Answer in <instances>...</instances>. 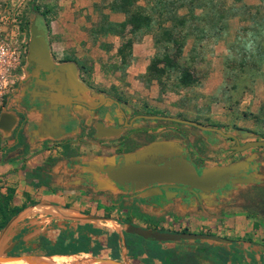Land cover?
Wrapping results in <instances>:
<instances>
[{
  "label": "rangeland",
  "instance_id": "rangeland-1",
  "mask_svg": "<svg viewBox=\"0 0 264 264\" xmlns=\"http://www.w3.org/2000/svg\"><path fill=\"white\" fill-rule=\"evenodd\" d=\"M31 1L39 10L54 7L52 0H0V11L18 8L19 18L24 25L27 39H29L30 20L27 3ZM133 6L140 7V13L149 19V27L147 30H141L132 35L128 34V27H126L123 40L131 39L132 45H135V52H147L148 50L151 55L140 62H136L130 57L127 64H121L114 52L115 46L120 44V39L115 35L103 36L104 41L95 50L92 57L88 56L82 61L74 62L78 69V84L89 89L88 92L81 90L89 95L88 102L80 99L77 101L92 106L102 98L110 97L124 105L131 114L185 120L204 127H214L231 134L239 132L238 134L242 135L240 130H243L251 133L244 137L251 139L249 141L262 140L264 137V87L255 85L256 77L260 75L257 60L254 59L253 62L247 61L246 64H243V56L246 54L242 49L243 43L247 45L250 39L249 34L242 28L248 24L255 8L260 7V4L249 6L243 0H135ZM242 6H246V8L243 9ZM117 14L119 17H112L111 22L119 23L125 19L122 13ZM118 18L123 19L115 22L119 20ZM46 20L49 21V18ZM214 22H217L218 27H222V29H213ZM167 31L171 33L170 39L167 36ZM172 40L174 41L171 43ZM166 53L171 56L172 66L176 65L189 70L195 80L193 86L180 88L176 84L175 70L170 68L169 64L162 63V56ZM178 53L179 56H176L175 54ZM48 57L51 69L27 62L22 71L16 73L13 89L2 106L8 103L9 96L12 94H17L20 91L32 92L31 90L36 84L33 83L31 77H28V67L31 68L30 73L33 75L38 69L43 75L49 77L44 85L50 86V90L53 88L54 92L58 93L62 79L54 78L53 82L51 78L50 81V74L56 65H53L54 57L49 56V52ZM153 58L157 62V68L164 71L159 81L155 77L146 75V68ZM93 63H95L94 67ZM78 97L82 98L80 94ZM56 98V105L67 107L68 103L64 99L65 97L57 96ZM50 102L53 101L50 99ZM105 106L110 105L106 103ZM81 111L83 112L82 109ZM84 111L85 116L74 111H70L68 114L88 122L84 129L85 135L79 140V148L84 151L85 156L82 166L86 171L81 173L80 178L87 184L84 198L80 203L77 200V204H73L76 200L72 199L68 200V204L55 206L57 208L54 206L47 208L49 213L45 215L46 220L43 223H40L42 222L40 219H33L28 214L29 220H25L27 227H30V230L27 231L28 236L26 235L25 240L21 241L22 245L18 244V252L10 251L3 255L47 257L44 254L46 246L50 245L56 251L50 257L63 258V264H85L86 261V264H98V261L106 260L109 263L101 262L100 264H145L146 262L160 264L151 262L142 256L139 260L132 258L131 254L135 250L129 245V250L125 251V255H122L123 251L120 245L117 252L112 253L104 246L103 235L99 236L107 232H114V227L106 220L114 221L113 223L120 227L130 225L153 231L152 223L146 220L148 216L144 214L143 209L136 205L132 208L131 200L127 199L130 195V192L126 191L128 188L114 184L105 172L109 166L137 160L139 157L137 153H141L151 146H166L167 153L183 154V157L187 155L190 161L196 167L201 168L203 172L219 170L229 165H241V169L237 175L235 174L237 181L229 182L227 186L216 191L195 193L196 197L193 200L196 203L205 198L212 202L211 208L214 212L207 216L210 220L212 219L210 226L199 225L193 228H188L187 225L181 226L179 225L181 220L179 221L178 217L173 214V208H169L166 212L167 216L163 220H159L160 222H156L160 230L168 227L177 230V233L174 234L209 235L222 240L246 239L249 244L258 242V237L250 234L251 237L247 238H244V235L235 237V234H238L235 232L237 230L243 232L238 226L243 216L247 219L243 210L239 208V203H246L249 197H260L258 189H264V148L247 149L238 153L234 159L229 160L226 154L230 143L222 137L206 133L195 127L194 129L182 128L171 124L170 121L158 119H138L131 127H127L123 131L119 130V135H101V132L106 128L98 124V121L104 117L108 118V115L104 114L106 112L103 113L102 110L94 113L89 110ZM110 112L114 113L113 108L110 109ZM117 119L120 124L122 119L118 116ZM109 123L114 126L117 124L111 121ZM126 140L132 141L131 144L126 143L132 151L123 155ZM243 141H245L243 138L240 139V143ZM248 161L251 164L250 168H248ZM5 177L0 175V188L2 191L6 188L13 190L12 198L8 204L11 216L15 217L17 213L27 207L29 208L25 212H28L33 206L15 205V188L13 184L4 180ZM147 188L141 187L135 191L143 190L147 196L145 191ZM260 198L257 204L260 208H264V203H262L264 198ZM18 200L16 199V201ZM60 200L62 201V199ZM28 201L30 202V200ZM183 202L188 205L190 201ZM230 208L234 211L230 212L228 210ZM33 210L36 211V209ZM84 212L86 213L84 214ZM90 220L98 222L96 226L99 229H93L85 241L74 242L64 238L65 241L61 242L55 237V233H59L61 226H66L65 231H68L76 222L85 223ZM165 222L166 226L162 225ZM49 224L50 226L55 224L59 228L54 230L50 227L49 229ZM224 233H229V235ZM42 238H45L46 245L42 244ZM96 241H99L102 247L97 246ZM197 241L182 240L178 243L193 250L196 248ZM201 243L205 244L209 251L197 258V264H230L227 263L228 258L224 256V252L218 251L213 246L217 245L216 243ZM125 245H127L126 242ZM138 261L140 262L137 263Z\"/></svg>",
  "mask_w": 264,
  "mask_h": 264
},
{
  "label": "crops",
  "instance_id": "crops-1",
  "mask_svg": "<svg viewBox=\"0 0 264 264\" xmlns=\"http://www.w3.org/2000/svg\"><path fill=\"white\" fill-rule=\"evenodd\" d=\"M52 1L54 2L53 8L40 9V11L48 12L45 17V19L49 18L47 29L44 28L42 22L39 24L33 22L35 29L44 30L43 38L48 46L49 56L54 57L55 72L63 71V74L58 72L51 76L55 79H62L64 95L74 100L80 99L88 102L89 95L78 90L75 84L78 82L75 80L78 69L74 62L82 61L88 56L92 57L104 41V37L95 32L102 16L106 15L109 21H112V17L119 16L107 9L106 6L110 0ZM243 1L249 6L260 4V10L264 13V0ZM118 19L115 22L123 18ZM134 47L135 45H132L131 57L136 62L144 61L145 57L151 55L148 50L137 53ZM117 48L118 45L115 46L114 52ZM92 65L94 67L95 63ZM257 68L260 75L256 77L255 85L264 87V63L258 64ZM31 91L30 93L20 91L10 95L8 103L2 106L0 111V175L6 176L4 180L13 184L15 188V205L33 206L28 212L25 210L29 207L22 209L10 219L8 224L0 228V255L10 251L18 252V244L22 245L21 241L25 240L26 235L28 236L27 231L30 230L25 222L26 219L29 220L28 214L33 219H40L42 222H39L43 223L46 220L45 215L49 213L47 208H53V206L57 208L68 204V200L72 199L76 200L73 204H77V200L80 203L86 194L87 184L80 179L81 173L86 169L82 166L85 156L84 151L79 148V140L82 136L84 137V129L88 122L85 119L81 120L68 115L70 111H74L85 116V107L67 101V107L56 105V97L61 98L62 96L61 88L56 94L53 88L50 90V86L47 87L40 83ZM79 94L82 98L78 97ZM50 99L53 102H50ZM64 142H69L66 153H63L60 147V144ZM16 199L19 200L16 201ZM207 199L197 201V203L192 200L188 205L185 202L166 205L167 208H163L162 212L165 213L172 207L173 214L178 217L179 221L181 220L179 225H187L188 228L199 225L208 227L212 224V219L210 220L207 216L214 211L211 208L212 202ZM258 199V197H249L246 203H239V208L243 210L247 219L243 216L238 226L243 232L237 230L235 233L238 234H235V237L244 235L243 237L247 238L252 235L258 237L260 243L249 244L246 239H227L225 242L216 243L217 245L213 246L217 250L222 249L224 256L228 258L227 263L264 264V208L259 207ZM262 201L264 203V200ZM197 204H199L198 207H196ZM37 206L45 208H34ZM228 210L234 211L231 208ZM96 223L98 222L92 220L85 223L76 222L70 230L75 232L78 224H88L93 229H99ZM162 225L166 226V222ZM224 234L229 235V233ZM96 243L102 247L99 241ZM119 245L122 246V255H125L129 246L125 245L122 234ZM136 252H132L131 257L139 260L141 254ZM145 264L151 263L146 262Z\"/></svg>",
  "mask_w": 264,
  "mask_h": 264
},
{
  "label": "trees",
  "instance_id": "trees-1",
  "mask_svg": "<svg viewBox=\"0 0 264 264\" xmlns=\"http://www.w3.org/2000/svg\"><path fill=\"white\" fill-rule=\"evenodd\" d=\"M135 0H110L107 4V9L111 13H122L125 16V19L122 22L114 23L108 20L106 15L102 16L98 26L95 29L97 34L102 36L108 35H115L120 39V44L116 49V56L119 59L121 64H127V61L131 57V46L132 40L127 38L123 40V34L126 27H128V34L132 35L136 32L147 30L149 27V19L140 13L138 6H133ZM133 6V7H132ZM243 9L246 6H242ZM28 12L30 14V22H34L35 24H39L42 22L45 29H47L48 21L45 17L48 15L47 11H40L39 8L35 5L33 1L27 3ZM169 13V12H166ZM21 21V20H20ZM184 24V23H183ZM21 26L24 29V25L21 22ZM213 29L220 30L222 27H218L217 22L213 23ZM244 32L249 34L250 39L247 42V45L243 43L242 49L243 52L246 54L243 56V64H246L247 61H252L254 59L257 60V65L264 63V13L260 10V7H256L254 13L252 14L248 24L242 28ZM168 32V31H167ZM170 32L167 33V36L170 39ZM168 39V40H169ZM170 41V40H169ZM174 40L171 41V43ZM179 56L178 54H175ZM152 59L149 65L146 68V75L155 77L158 81L164 72L162 69L157 68V62ZM63 63V62H62ZM162 63H166L170 65V68L175 70L176 77L175 81L176 84L180 88L191 87L194 85L195 80L192 77L191 73L187 68H182L176 65H171V56L163 54L162 56ZM84 91H88L87 87H81ZM171 124L182 128H192L186 124H182L179 122L170 121ZM240 133L243 134H251L248 131L240 130ZM264 139V137L262 138ZM68 142H64L60 144V147L63 149V153L67 152L68 149ZM132 150L130 148H124L123 154H128ZM200 151V149H199ZM13 190L11 188H6L4 191L0 188V228L8 224L10 219L12 218L8 204L12 198ZM261 197L264 198V189H260ZM86 212H84L85 214ZM54 228V230L59 228L55 224H49L48 228ZM69 229V228H67ZM93 227L88 224L77 225L76 231L71 232L70 230H66V226L59 228V233L56 234V238L61 242L65 241L64 238L67 240H71L74 242H81L82 240L85 241L88 239V234L92 232ZM64 230V231H63ZM155 230V229H153ZM103 235V236H102ZM99 236L103 237L104 246L110 250L112 253H116L119 247L120 238L115 232H107L105 234H100ZM123 237L127 245L131 246L136 253H140L141 256L149 261L158 262L160 264H197V258L201 257L204 254L208 253V248L205 244L201 242H196V248L193 250H189L186 245L178 242H165V243H158L154 241L144 240L135 235H129L124 233ZM170 243V244H169ZM42 244L46 245L47 242L45 238H42ZM99 246L97 243H95ZM222 251V249H218V251ZM54 247L46 246L45 256L50 257L55 254ZM226 257V256H225ZM225 264V263H224Z\"/></svg>",
  "mask_w": 264,
  "mask_h": 264
},
{
  "label": "water",
  "instance_id": "water-1",
  "mask_svg": "<svg viewBox=\"0 0 264 264\" xmlns=\"http://www.w3.org/2000/svg\"><path fill=\"white\" fill-rule=\"evenodd\" d=\"M44 30L40 29L39 31L35 29L33 21H29V39L27 45V62H31L36 65H40L43 68H52L49 57H48V46L43 38ZM108 98H104L99 104L95 107L100 106ZM1 116V115H0ZM145 118L150 119H160L180 122L187 124L193 127H196L203 131H215L223 137H232L230 134L222 133L218 129H212L210 127H204L197 123L178 120L168 117L160 116H144ZM115 131H104L101 135H110ZM264 148V140L248 141L243 145L238 146L237 142L234 147L235 151H243L250 148ZM167 151L166 146H151L141 153H137L138 161H127L117 164L115 166H109L105 169L108 177L119 185L132 184L134 187L140 185L152 184V183H165V184H179L188 187V190L196 189L204 192L213 191L222 188L225 184L229 182L237 181L236 175L231 178V174L238 172L241 169V165H229L225 166L219 170H212L207 172H201L200 174L196 173L194 168L186 163L184 160L174 159L169 162L164 163H152L147 159H142L147 154H153V152L164 153ZM107 221V220H106ZM111 221V220H109ZM10 222V221H9ZM8 222V223H9ZM114 222V221H113ZM116 224V223H114ZM118 228H113V231L119 236L122 233L131 234L138 236L144 240H150L154 242H178L182 240L193 241L198 240L200 242L208 243H222L226 240L215 238L209 235H199V234H172V233H161L157 231L143 230L133 226H122L120 227L116 224ZM25 257L30 256H17L10 257L3 254L0 255V264L14 262ZM45 261L31 262L28 264H63L55 263L49 260L51 257H42ZM109 263V261H98L100 263Z\"/></svg>",
  "mask_w": 264,
  "mask_h": 264
},
{
  "label": "flooded vegetation",
  "instance_id": "flooded-vegetation-1",
  "mask_svg": "<svg viewBox=\"0 0 264 264\" xmlns=\"http://www.w3.org/2000/svg\"><path fill=\"white\" fill-rule=\"evenodd\" d=\"M30 71H31V68L28 67L27 68L28 77L32 78L33 83L36 84L35 86L39 85L40 83L42 85H44L49 80V77H46L45 75H43L40 72V70H38V69L36 70V73L34 75L31 74ZM55 71L56 70H54L52 72V74H55V73H58V72L63 74V71H58V72H55ZM52 74H50V81H51V78H52V80L54 82L55 79L51 76ZM75 80H77V78H75ZM14 84H15V82H14ZM75 84L77 85V89L81 91L82 88H81L80 84H78V82H76ZM60 88H61V94H62L63 97H65L64 99L67 102H69L71 104H75V105H77V104L81 105V106L85 107V110H89L91 113H94V112H96L98 110H102L103 113L106 112L104 114L108 115V118L104 117V118L100 119V121H98L99 123L98 122L97 123L100 124L101 126H104L106 128L105 129L106 131H108V130L115 131L114 133H112L110 135H116V134L120 133L119 130L123 131L125 128L131 127L134 124V122L136 120H138V119H150V118H145L144 117V116H147V115L131 114V112L127 108H125L124 105H122L121 103H119L116 100H113L110 97H104V98H108L109 100H105L104 103H102L100 106H98L96 108H93L97 104H99L104 98H102V100L97 101L92 106H89V105H87L85 103L78 102L77 100H74L72 98H67V96L63 94L64 93L63 84L59 86V89ZM12 89H13V87H12ZM62 89H63V93H62ZM10 91H9V93H10ZM7 96H6V98H7ZM4 101H3V103H4ZM106 103H109L110 106H105ZM111 108H113V112L114 113L110 112ZM117 116L120 119H122V122L120 124H118ZM148 117H150V116H148ZM158 120H160V119H158ZM109 121L115 122L117 124H115V126H114V125L110 124ZM165 121H168V120H165ZM210 128L216 129L214 127H210ZM105 130H103V132ZM103 132H101V134ZM205 132L218 135V136L222 137L223 139H225L226 141H228L230 143V145L228 147V152L226 154V157L229 160L234 159L235 156H237L238 153H242V152L245 151V150H243V151H235L234 147L236 145V142H237L238 146H240V145H243L245 142H248L249 140H251V139H247L248 137L244 138L245 136H249V134L248 135H246V134L239 135L238 131H237L238 133H235V134L226 133V134H230L232 137H223V136L219 135L218 133H216L215 131H212V130L205 131ZM222 133H225V132H222ZM241 136H243V137H241ZM242 138L245 141L240 143V139H242ZM262 140H264V139H262ZM252 141H256V140H252ZM131 142H130V140H126V142H124V144L126 145L124 148H129V145L126 144V143H130L131 144ZM124 148H123V151H124ZM257 148H263V147H257ZM122 154H123V152H122ZM123 155H126V154H123ZM182 155L183 154H171L169 152L167 153V151L164 152V153L153 152V154H149V155L147 154L142 159H147V160H149V161H151L152 163H155V164L169 162L170 160H174V159L184 160L186 163H188L189 165H191L194 168L196 173L200 174L201 172H203L201 168L196 167V165L192 161H190V158L187 155H185V157H183ZM134 161H138V160H134ZM234 163H237V162H234ZM247 163H248V168H250L251 164L249 163V161ZM235 165H238V164H235ZM238 172H235V173L231 174L230 175L231 178L235 177V174H237ZM248 173H249V171H248ZM114 184L119 186V184H117L115 182H114ZM228 184L229 183L225 184L224 187L227 186ZM121 186L128 188L126 191L127 192L129 191L130 195H129V197L127 199L131 200L132 208H134L133 206L136 205V206L140 207L141 209H143V211L145 212L144 214H147L148 218L146 220L149 221L150 223H152L151 229L152 230L155 229L153 231H157V232H161V233H172V234L177 233L176 232L177 230L171 229V228H168V227L167 228H161V230H160V228L157 227L156 222H160L161 219L163 220V218L165 216H167L166 212L165 213L162 212L163 208H166V205L171 206V204L174 205V204L184 203L183 201H186V202L188 200L192 201L194 199V197H196L195 193H199V191H200V190H196V189L188 190V187L184 186V185L165 184V183H152V184L140 185L138 187H134V185H132V184H124V185H121ZM141 187H148L147 189H145L146 194H148L147 196H145V194L143 193V190L142 191H139V190L135 191V190H137V189H139ZM258 190H259V194H260V189H258ZM213 191H216V190H213ZM260 197H258V198L261 199ZM151 262H154V261H151Z\"/></svg>",
  "mask_w": 264,
  "mask_h": 264
},
{
  "label": "built area",
  "instance_id": "built-area-1",
  "mask_svg": "<svg viewBox=\"0 0 264 264\" xmlns=\"http://www.w3.org/2000/svg\"><path fill=\"white\" fill-rule=\"evenodd\" d=\"M17 9L0 11V107L27 62L28 39Z\"/></svg>",
  "mask_w": 264,
  "mask_h": 264
},
{
  "label": "bare ground",
  "instance_id": "bare-ground-1",
  "mask_svg": "<svg viewBox=\"0 0 264 264\" xmlns=\"http://www.w3.org/2000/svg\"><path fill=\"white\" fill-rule=\"evenodd\" d=\"M107 221L112 224V227L118 228V226L116 224H114L112 221H109V220H107ZM49 260H51L52 262H55V263L64 262V259L61 258V257H51V258H49ZM89 260H91V259H89ZM38 261H45V259L40 257V256H30V257H25V258H22L20 260L14 261V262H9V263L7 262V263H4V264H28V263H31V262H38ZM86 263H87V261H86Z\"/></svg>",
  "mask_w": 264,
  "mask_h": 264
}]
</instances>
